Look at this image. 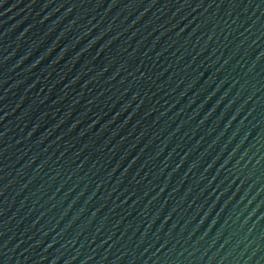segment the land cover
<instances>
[{
  "label": "water",
  "instance_id": "water-1",
  "mask_svg": "<svg viewBox=\"0 0 264 264\" xmlns=\"http://www.w3.org/2000/svg\"><path fill=\"white\" fill-rule=\"evenodd\" d=\"M0 264H264V0H0Z\"/></svg>",
  "mask_w": 264,
  "mask_h": 264
}]
</instances>
